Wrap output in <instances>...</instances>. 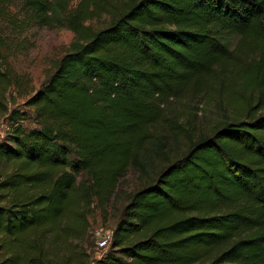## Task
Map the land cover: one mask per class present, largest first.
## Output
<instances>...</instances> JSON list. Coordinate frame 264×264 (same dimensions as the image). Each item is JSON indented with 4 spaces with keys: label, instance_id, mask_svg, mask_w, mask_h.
<instances>
[{
    "label": "trees",
    "instance_id": "1",
    "mask_svg": "<svg viewBox=\"0 0 264 264\" xmlns=\"http://www.w3.org/2000/svg\"><path fill=\"white\" fill-rule=\"evenodd\" d=\"M35 26L74 39L28 99L36 126L26 128L8 108V51L28 49ZM226 33L260 48L243 72L259 108L247 102L246 118L196 139L187 128L190 145L131 195L109 249L85 257L94 198L104 205L131 165L149 175L143 151L161 146L162 104L234 60ZM8 113L0 264H264V0H0V117Z\"/></svg>",
    "mask_w": 264,
    "mask_h": 264
},
{
    "label": "rangeland",
    "instance_id": "2",
    "mask_svg": "<svg viewBox=\"0 0 264 264\" xmlns=\"http://www.w3.org/2000/svg\"><path fill=\"white\" fill-rule=\"evenodd\" d=\"M108 19L104 15L92 24L95 28H100L108 24ZM23 36L29 39L30 47L22 51H8V68L12 70L15 84L10 87L7 96L8 108L25 115L26 119H20V122L30 128L36 126V123L33 118L34 108L28 105V99L40 88L47 76L55 70L58 60L69 50L74 33L67 28L35 26L25 31ZM241 39L238 34L226 33L224 41L234 60H222V68L218 67L209 78H205L199 89L165 99L162 104L163 119L154 128V140L161 142V146L154 144L153 151H143L144 156L149 154L152 158L147 168L149 175L131 165L104 205L94 198L87 213L88 231L83 244L85 257L90 255V260H93L109 249L111 241L106 248L98 247L96 232L101 230L104 234H112L131 195L156 176L165 164L179 157L188 148L190 140L187 128L192 130L193 139H196L202 134L211 133L225 122L246 118L247 109L244 107L247 102L251 101L255 110L259 108L256 103L257 91L244 84L243 72L260 48ZM8 116L9 113L0 117V141L16 124ZM177 129H180V134L176 133ZM158 149L160 150L157 151ZM165 155L169 160L164 159ZM2 169L0 166V172ZM75 244L77 241H73L70 246L61 244L63 256L70 255L76 249Z\"/></svg>",
    "mask_w": 264,
    "mask_h": 264
},
{
    "label": "built area",
    "instance_id": "3",
    "mask_svg": "<svg viewBox=\"0 0 264 264\" xmlns=\"http://www.w3.org/2000/svg\"><path fill=\"white\" fill-rule=\"evenodd\" d=\"M96 236H97L98 247L103 249L109 245V243L113 237V233L112 234H104L101 232V230H98L96 232Z\"/></svg>",
    "mask_w": 264,
    "mask_h": 264
}]
</instances>
